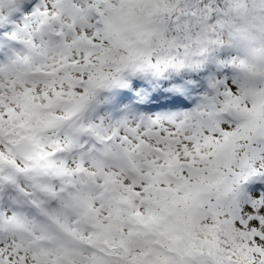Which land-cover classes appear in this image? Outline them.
<instances>
[{"label": "snow or ice", "instance_id": "6c2138e0", "mask_svg": "<svg viewBox=\"0 0 264 264\" xmlns=\"http://www.w3.org/2000/svg\"><path fill=\"white\" fill-rule=\"evenodd\" d=\"M0 264H264V0H0Z\"/></svg>", "mask_w": 264, "mask_h": 264}]
</instances>
